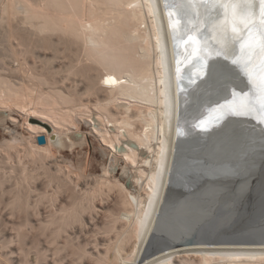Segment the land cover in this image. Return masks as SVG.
<instances>
[{
    "label": "bare ground",
    "instance_id": "bare-ground-1",
    "mask_svg": "<svg viewBox=\"0 0 264 264\" xmlns=\"http://www.w3.org/2000/svg\"><path fill=\"white\" fill-rule=\"evenodd\" d=\"M172 2L0 0V124L3 110L12 124L17 113L28 134L6 126L0 141V264H64L62 252L68 264H264V235L244 239L228 223L171 233L178 214L164 199L178 136L196 128L181 95L198 89L180 90L178 80L196 51L188 54V37L205 24L174 25L184 2ZM233 28L231 20L213 36L223 44ZM83 123L110 158L90 178L61 154L87 143ZM40 235L55 254L49 262L39 247L27 255Z\"/></svg>",
    "mask_w": 264,
    "mask_h": 264
},
{
    "label": "water",
    "instance_id": "water-1",
    "mask_svg": "<svg viewBox=\"0 0 264 264\" xmlns=\"http://www.w3.org/2000/svg\"><path fill=\"white\" fill-rule=\"evenodd\" d=\"M182 1L176 6L177 15L172 14L174 25L183 21L187 24L200 16L198 22L203 20L205 24L197 40V35L188 37L194 44L188 54L194 47L196 51L190 67L184 69L178 80L180 90L193 83H197L198 89L181 95L188 109L195 108L196 115L187 117L196 120V128L193 133L184 130L178 136L164 199V205L178 214L171 215V233L182 238L195 228L190 234L194 237L197 232L204 234L228 223V228L241 238L263 236L264 112L259 109L264 104V52L259 50L260 0H252L251 16L239 12L245 0ZM231 20L236 32L232 30L227 36L230 42L225 39L223 44L218 43L214 30L219 34ZM245 24L251 33L245 30L244 39L240 40V30ZM173 33L176 40L179 33ZM214 62L227 64L236 71L216 72L209 78L208 66ZM194 87L191 85L188 90ZM244 106L248 109L246 115L231 114ZM37 141L45 143V137L39 135ZM241 187L245 189L243 192Z\"/></svg>",
    "mask_w": 264,
    "mask_h": 264
},
{
    "label": "rangeland",
    "instance_id": "rangeland-1",
    "mask_svg": "<svg viewBox=\"0 0 264 264\" xmlns=\"http://www.w3.org/2000/svg\"><path fill=\"white\" fill-rule=\"evenodd\" d=\"M168 2H169V5H173L172 3H174V2H172L170 0H168ZM170 2H172V3H170ZM7 113H8L7 110H3L2 111V114L5 117L7 115V117H6L7 121L5 120L4 123L0 124V141L3 140L2 138H6V137L9 138L10 137L9 132L7 130H5L6 126H11V128H13L14 130L16 129V132H19L21 134H25V136H27L28 135L27 132L24 131V129H22V127H21V123H22L21 116L18 115L17 113H12V116L14 115L13 117H15V118L17 117L16 119L20 120L19 123L17 122V120L16 121H11V122H15L16 123V125H15V123L12 124V123H10V121H8V120H11V119L9 118V115ZM17 123H18V125H17ZM91 128L92 127L90 125H88L86 123H83L82 131H84L88 135V141H87L86 144H84L83 147H75L72 150L63 149L61 151V154L64 155L65 158L70 159L71 162L74 165L82 164L83 166H86L85 168L87 169V173L89 174L88 178H90L91 175L101 174L103 164L104 163L108 164L109 161H110L109 156L104 155L103 152H102V149H100L101 146L99 145V141H98V139L96 137H94L93 133H91V130H92ZM132 142L134 143L135 141L133 140ZM122 165H123V163L121 162V164L118 165L116 170H115V174L117 176H120L122 174V172H121ZM123 182L126 185H130L131 184V178L129 176L125 175L124 178H123ZM42 212H44L43 207H42ZM5 229L7 230L8 227L5 228ZM70 232H71V230H69V233ZM9 233L13 234V231L11 230V232H9ZM30 233H32V232H30ZM29 234L27 235V238H26V242H27L28 245H30L32 243V242L30 243V241L33 240L32 239L33 237H31L33 234H31L30 236H29ZM36 237H38V236L34 237L35 240H36V241L35 240L34 241H35V243L37 241H39V243H37L38 246L36 245L35 249L34 248L33 249L30 248L27 251L28 257L29 258H34L35 255H36V252H37L36 249L39 247L40 250L42 248V249H44L46 251L45 252L46 257H45V261H43V263H45L46 261H48V262L51 261L55 254H53L52 250L50 251V249H48L50 245H49V243L46 244L47 240L45 242V238H47V237H45V235L44 236L40 235L39 239L38 238L36 239ZM11 244L15 245L16 242L15 243H11ZM47 245H48V247H47L48 251L46 249ZM11 247H12V245H11ZM12 248H13L14 252H16L15 254L13 252V254L14 255L18 254L19 251H18V249H16L17 247H12ZM50 248H52V247H50ZM14 255H12V256H14ZM62 255H64V257ZM62 255H61L62 258H64L63 259L64 260L63 263L64 264H68L70 257L67 256L66 252L65 253L62 252ZM0 258L3 259L2 257H0Z\"/></svg>",
    "mask_w": 264,
    "mask_h": 264
},
{
    "label": "snow or ice",
    "instance_id": "snow-or-ice-1",
    "mask_svg": "<svg viewBox=\"0 0 264 264\" xmlns=\"http://www.w3.org/2000/svg\"><path fill=\"white\" fill-rule=\"evenodd\" d=\"M253 3L252 0H245L244 5L239 9L240 14L242 15H248L251 16L253 15ZM260 12H261V29L259 32V50L261 52H264V0H260ZM237 13V8L234 6L233 7V14L235 15ZM233 32H236V28L232 29ZM247 30L249 33H251V28L249 27L248 24H245L244 29H241V35L239 36L240 40L244 39L243 36V32ZM191 39V37L189 38ZM226 42H230L229 38L226 36L225 37ZM243 47V45H242ZM225 59H227V56H225ZM235 63V62H233ZM177 71H179V69H177ZM235 69L229 67L227 64H221L219 62H214L212 64H210L208 66V73H209V78L212 77V75L216 72H225V73H235ZM111 81V83H116L117 81L111 77L108 78V80L105 81V83H109ZM245 95H247V93H245ZM260 111L264 112V104H261L260 106ZM248 113V109L246 108V106L240 108V109H234L232 111V115H236V116H240V115H246ZM245 189L243 187H241V191L243 192Z\"/></svg>",
    "mask_w": 264,
    "mask_h": 264
}]
</instances>
